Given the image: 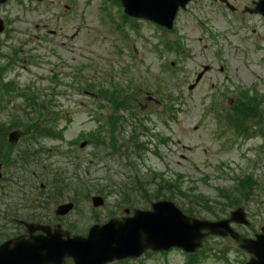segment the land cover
<instances>
[{"label":"rangeland","instance_id":"374dc122","mask_svg":"<svg viewBox=\"0 0 264 264\" xmlns=\"http://www.w3.org/2000/svg\"><path fill=\"white\" fill-rule=\"evenodd\" d=\"M105 1L10 0L0 5L5 24L0 159L13 177L0 183V204L19 215L55 210L62 217L60 207L73 203L74 213L62 229L70 226L83 234L125 209L149 210L156 200H170L180 211L192 208L189 216L203 221L225 220L241 209L250 226L237 231L259 233L264 228V24L252 13L232 14L223 4L202 1L180 13L173 29L164 32L138 20L123 21L121 7ZM206 65L212 68L195 83ZM249 96L258 113L251 110ZM116 99L122 104L118 109ZM240 101L248 108L233 113L242 122L229 111ZM169 104L176 112L166 128ZM45 111L55 114L52 131L32 146L30 128ZM108 114L113 119L96 139L97 133H91L100 122L95 118L106 123ZM11 132L21 134L12 146L7 143ZM97 141L99 149L92 145ZM81 142L89 145L80 149ZM20 171L35 174L34 180L26 176L17 183ZM60 173L68 184L59 185ZM216 188L225 189L226 200ZM97 196L103 207L92 206ZM205 246L198 264L248 261L228 239L210 238ZM184 261L176 250L131 264Z\"/></svg>","mask_w":264,"mask_h":264},{"label":"water","instance_id":"95a60500","mask_svg":"<svg viewBox=\"0 0 264 264\" xmlns=\"http://www.w3.org/2000/svg\"><path fill=\"white\" fill-rule=\"evenodd\" d=\"M6 0H2L3 3ZM125 13L147 21L163 20L167 28H171L178 6L184 8L188 0H120ZM174 3V4H173ZM259 10L264 15V0H261ZM171 10V11H170ZM170 13V15H169ZM167 19V20H166ZM166 23V24H165ZM1 31V27H0ZM207 68L204 69V72ZM204 73H201L196 83ZM19 139L17 132L10 133L8 142L14 144ZM93 205L100 204L98 198L92 199ZM70 206L61 208L66 213ZM230 221L248 225L241 209L231 213ZM229 221L209 223L184 217L170 202L152 204L151 211H135L132 218L110 221L103 228L93 229L86 239L76 238L70 242H62L58 233L56 236L39 237L28 242L14 241L0 246V264H62L65 254H71L75 259L95 261V264H106L124 257H136L145 249L167 251L173 247L182 248L185 252H193L200 247L204 237L203 230L209 234L233 239L238 236L230 230ZM95 232V233H94ZM14 246L11 247L10 245ZM240 248L264 264V230L257 236L255 242L242 240Z\"/></svg>","mask_w":264,"mask_h":264},{"label":"flooded vegetation","instance_id":"af4514ba","mask_svg":"<svg viewBox=\"0 0 264 264\" xmlns=\"http://www.w3.org/2000/svg\"><path fill=\"white\" fill-rule=\"evenodd\" d=\"M200 1H208L210 4H212L213 7L218 6L219 4H223V6L228 9V11L232 14H238V12H241L242 14H246V10H251L253 8V3L256 0H232V4L228 3L227 0H192L191 3L189 5L192 4H200ZM243 3V4H242ZM239 4V6L237 5ZM242 4V5H241ZM238 7H242L241 10H239ZM187 9H189V6L187 7ZM248 14V13H247ZM32 143V142H31ZM12 146V145H10ZM14 146V145H13ZM7 149V147H6ZM1 162H4V160H2ZM1 164V170H2V178L0 179V183H8V181L12 182L13 181V177L8 176V174L5 173V166L3 165V163ZM14 168H17V170H19L18 165L13 166ZM35 174L32 175V173L30 171H25V172H18L17 176L15 177V181L18 183L21 179H23L26 176H29V178L31 180H34V176ZM9 179V180H8ZM5 181V182H3ZM60 182V180H59ZM60 185V183H59ZM41 188L43 189L44 186L41 185ZM46 189L48 187H45ZM49 189V188H48ZM32 205L34 204L33 201L29 200V204ZM4 205L0 204V245L6 243V242H12L16 239H21L24 241L29 240V238L32 237H38L40 235L44 234L42 232H39L38 230L35 229V231L30 232V234L28 233V225L31 226H41V227H48L50 229L51 232L53 231H60L62 233L61 236H65L66 233L69 234V236H85L86 232H83V234H76L74 229L70 228V226H67V228L72 229V230H68L67 228H65V226L62 229L63 224L65 225L67 222V219H69L70 214L74 213L75 210V206L73 207L74 209L71 210L70 212H68L66 215H63L62 217L56 216V212L55 210L53 212H49L47 215L42 214V215H37V214H24V215H19V212L17 210H14L12 208L9 207H3ZM16 214V217L13 218ZM53 215L55 216L53 218ZM21 217V219H20ZM10 223L13 224V227L10 226ZM95 224H99V223H94ZM92 226V225H91ZM248 238H254V235L251 236H246ZM229 240V239H228ZM236 246H238V244H235ZM251 259V256H248V260Z\"/></svg>","mask_w":264,"mask_h":264},{"label":"trees","instance_id":"16d2710c","mask_svg":"<svg viewBox=\"0 0 264 264\" xmlns=\"http://www.w3.org/2000/svg\"><path fill=\"white\" fill-rule=\"evenodd\" d=\"M88 91V90H87ZM32 95V96H31ZM29 96H31V97H34L35 96V94H33V93H31ZM254 102V100L252 99V101L250 102V104H249V106H251L253 109H251V110H253L254 112H256V113H258V111L259 110H257L256 109V105H257V103H253ZM114 105L115 106H117L116 108H119L120 106H122V104H120L119 103V101H118V99H116L115 100V102H114ZM242 109L240 110L241 112L239 113V115H241V113L244 111V109H246V108H248V107H245V105H242V107H241ZM47 115V116H46ZM45 115V113H44V117H43V120L41 121H36V122H34V126H33V128H31L32 129V134L30 135V137L31 138H37V137H43V135L44 134H47V133H51L50 131H52V129H51V126H52V122H53V120L50 118V113L49 112H47V114ZM255 116L256 114H253V113H251V116ZM250 115H249V117H251ZM110 119H108L107 118V122H109V121H111L112 119V116H110L109 117ZM237 120L239 121V122H242L243 121V118H241V117H239V116H237ZM31 121V120H30ZM247 127L244 129V130H246L247 131ZM38 139V138H37ZM36 139V140H37ZM133 147L134 148H136V150H141V145L139 144V145H137L136 143L133 145ZM140 180H138V185H142L141 184V182H139ZM246 181H242V182H239V185H238V187H239V189L240 190H242L243 189V187H244V183H245ZM139 187H141V186H139ZM161 188H158L156 191H155V194L154 195H156L155 196V198L157 199L158 198V196H159V190H160ZM167 189V188H166ZM168 191H169V189H167ZM166 192V191H165ZM240 191H238V193H239ZM240 196H245V193L244 194H240ZM168 198L167 199H171L172 198V196L170 195V196H167ZM171 197V198H170ZM197 200H199L200 201V197L199 198H196ZM191 205H194V203L193 204H191ZM194 212V210L192 209V208H188V214L189 215H192V213L191 212Z\"/></svg>","mask_w":264,"mask_h":264}]
</instances>
